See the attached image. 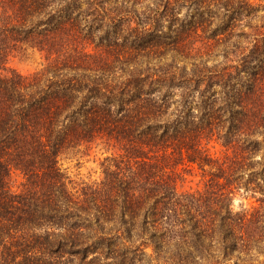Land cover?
I'll list each match as a JSON object with an SVG mask.
<instances>
[{
	"label": "trees",
	"instance_id": "obj_1",
	"mask_svg": "<svg viewBox=\"0 0 264 264\" xmlns=\"http://www.w3.org/2000/svg\"><path fill=\"white\" fill-rule=\"evenodd\" d=\"M257 1L0 0V264H264ZM95 143L74 185L59 158Z\"/></svg>",
	"mask_w": 264,
	"mask_h": 264
},
{
	"label": "rangeland",
	"instance_id": "obj_2",
	"mask_svg": "<svg viewBox=\"0 0 264 264\" xmlns=\"http://www.w3.org/2000/svg\"><path fill=\"white\" fill-rule=\"evenodd\" d=\"M262 0H258L257 2ZM44 64L43 56L30 48L18 51L9 59V66L22 74H30L39 70ZM212 153L219 155L218 146L212 148ZM110 155V151L102 143H95L88 147H83L78 152H68L62 154L59 158V164L63 172L74 184L82 182H99L102 178L101 163L103 159ZM15 185L19 186L20 178L15 176ZM203 176L198 170H191L177 181V187L180 191L197 189L202 186ZM254 203V200L247 198L242 193L236 195L234 199L235 210L242 206H248Z\"/></svg>",
	"mask_w": 264,
	"mask_h": 264
}]
</instances>
